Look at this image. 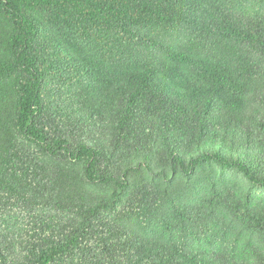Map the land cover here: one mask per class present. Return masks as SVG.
I'll list each match as a JSON object with an SVG mask.
<instances>
[{
    "label": "trees",
    "instance_id": "obj_1",
    "mask_svg": "<svg viewBox=\"0 0 264 264\" xmlns=\"http://www.w3.org/2000/svg\"><path fill=\"white\" fill-rule=\"evenodd\" d=\"M0 264H264V0H0Z\"/></svg>",
    "mask_w": 264,
    "mask_h": 264
}]
</instances>
